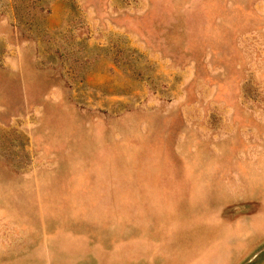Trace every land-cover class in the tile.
Masks as SVG:
<instances>
[{
  "label": "rangeland",
  "instance_id": "rangeland-1",
  "mask_svg": "<svg viewBox=\"0 0 264 264\" xmlns=\"http://www.w3.org/2000/svg\"><path fill=\"white\" fill-rule=\"evenodd\" d=\"M0 264H264V0H0Z\"/></svg>",
  "mask_w": 264,
  "mask_h": 264
}]
</instances>
